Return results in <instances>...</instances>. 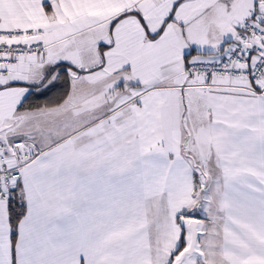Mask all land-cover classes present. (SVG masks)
Segmentation results:
<instances>
[{"label": "snow or ice", "instance_id": "6c2138e0", "mask_svg": "<svg viewBox=\"0 0 264 264\" xmlns=\"http://www.w3.org/2000/svg\"><path fill=\"white\" fill-rule=\"evenodd\" d=\"M0 264H264V0H0Z\"/></svg>", "mask_w": 264, "mask_h": 264}]
</instances>
